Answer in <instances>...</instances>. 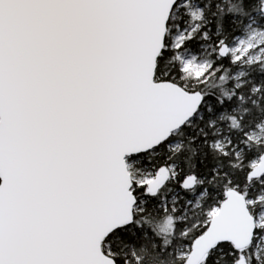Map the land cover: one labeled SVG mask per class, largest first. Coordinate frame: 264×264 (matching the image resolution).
Returning <instances> with one entry per match:
<instances>
[{"label": "snow or ice", "instance_id": "1", "mask_svg": "<svg viewBox=\"0 0 264 264\" xmlns=\"http://www.w3.org/2000/svg\"><path fill=\"white\" fill-rule=\"evenodd\" d=\"M0 264H264V0H0Z\"/></svg>", "mask_w": 264, "mask_h": 264}]
</instances>
